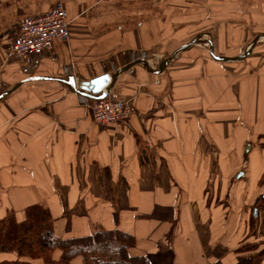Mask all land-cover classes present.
<instances>
[{
    "label": "crops",
    "instance_id": "obj_1",
    "mask_svg": "<svg viewBox=\"0 0 264 264\" xmlns=\"http://www.w3.org/2000/svg\"><path fill=\"white\" fill-rule=\"evenodd\" d=\"M59 2L71 38L24 74L8 58L13 31ZM262 34L264 0H0V221L40 205L58 237L120 230L154 264H264V38L240 61L206 43L238 57ZM195 38L161 74H119L112 90L136 108L121 124H95L63 82L30 81L152 66ZM15 260L43 264L0 251Z\"/></svg>",
    "mask_w": 264,
    "mask_h": 264
},
{
    "label": "trees",
    "instance_id": "obj_2",
    "mask_svg": "<svg viewBox=\"0 0 264 264\" xmlns=\"http://www.w3.org/2000/svg\"><path fill=\"white\" fill-rule=\"evenodd\" d=\"M134 242V236L120 230L60 238L55 234L52 214L40 205L29 207L22 223H17L14 217L0 221V251H15L19 258L42 260L43 264H72L78 257L82 258V264H154L147 256L130 255L128 250ZM57 250L61 251L59 260L54 259ZM253 262V259H244L238 264ZM0 264L30 263L15 260Z\"/></svg>",
    "mask_w": 264,
    "mask_h": 264
},
{
    "label": "built area",
    "instance_id": "obj_3",
    "mask_svg": "<svg viewBox=\"0 0 264 264\" xmlns=\"http://www.w3.org/2000/svg\"><path fill=\"white\" fill-rule=\"evenodd\" d=\"M70 38L67 8L59 2L49 12L25 17L17 24L8 45V58L19 63L24 74H30L57 41L66 43ZM81 100L99 126L121 124L136 114L135 106L117 91L110 90L107 97L99 101Z\"/></svg>",
    "mask_w": 264,
    "mask_h": 264
},
{
    "label": "water",
    "instance_id": "obj_4",
    "mask_svg": "<svg viewBox=\"0 0 264 264\" xmlns=\"http://www.w3.org/2000/svg\"><path fill=\"white\" fill-rule=\"evenodd\" d=\"M264 38V34L257 36L254 41L250 44V46L247 48L246 52L238 57H224V56H217L214 53V44L211 40H207L206 43L209 45V52L213 59L224 62V61H240L243 59H246L251 53L253 48L256 46V44ZM202 42L201 38H195L191 40L190 42L184 44L180 48H178L175 52H173L161 65L158 69L153 68L150 63L147 60H138L134 62L133 64L121 69L118 71L115 75L110 74H104L100 77H97L91 81H85L79 83L74 76H68L65 79H58V78H32L31 80H57L60 82L65 83L69 88L72 90V92L76 93L81 98L91 100V101H99L107 97L110 90H112L113 86L115 85L117 81V77L119 74L123 73L124 71L128 70L132 66L142 64L145 66V68L154 73V74H161L165 68L168 66V64L174 60V58L182 51H185L192 46L199 44ZM20 85L16 86L14 90H16ZM6 96L5 94H2L0 96V101ZM251 145H248L245 151V159L248 157V153L251 150Z\"/></svg>",
    "mask_w": 264,
    "mask_h": 264
},
{
    "label": "rangeland",
    "instance_id": "obj_5",
    "mask_svg": "<svg viewBox=\"0 0 264 264\" xmlns=\"http://www.w3.org/2000/svg\"><path fill=\"white\" fill-rule=\"evenodd\" d=\"M252 40H251V38L249 39V38H246V40H245V42H246V47H247V45H249V43L251 42ZM263 41H264V39H263ZM260 44H264V43H260ZM209 46V45H208ZM208 48V47H207ZM191 52H194V51H192V50H190V51H187V52H184L182 55L183 56H185L186 54H190ZM168 55V54H167ZM182 57V56H181ZM165 58H167V56L165 57V54H160V55H156V56H154L152 59H151V63H152V66L155 68V69H157L158 68V66L162 63V62H164V60H165ZM177 59V58H176ZM179 59V58H178ZM247 60V59H246ZM262 199L264 198V194H263V196L261 197Z\"/></svg>",
    "mask_w": 264,
    "mask_h": 264
}]
</instances>
